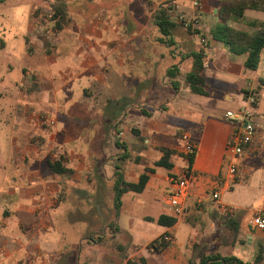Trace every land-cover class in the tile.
<instances>
[{
  "label": "crops",
  "instance_id": "1",
  "mask_svg": "<svg viewBox=\"0 0 264 264\" xmlns=\"http://www.w3.org/2000/svg\"><path fill=\"white\" fill-rule=\"evenodd\" d=\"M114 1L56 0L67 15L64 28L49 56H28L33 62L22 82L31 71L36 84L27 86L25 101L8 105L11 134L20 142L2 166L0 264H188L202 252L251 264L259 252L264 264V232L252 225L264 215V52L258 68L247 70L245 56L212 36L224 23L252 33L264 23V5L223 23V7L237 12L251 0H196L200 11L195 0H166L173 5L162 8L175 23L169 46L160 31L151 34L162 8L148 16L142 4L146 20L138 29L125 13L131 7ZM176 12L194 19L195 31L175 22ZM200 51L207 96L186 83ZM249 90L257 96L258 135L231 178L227 143L240 123L227 114L241 110ZM32 109L49 112L55 125L39 127L25 115ZM184 133L197 144L195 179L184 214L163 227L158 219L172 217L168 194L186 168ZM165 152L171 169L154 166ZM55 162L59 172L51 169ZM147 168L154 172L141 193H121ZM215 189L220 201L213 200ZM163 236L171 244L157 252L151 245Z\"/></svg>",
  "mask_w": 264,
  "mask_h": 264
},
{
  "label": "rangeland",
  "instance_id": "2",
  "mask_svg": "<svg viewBox=\"0 0 264 264\" xmlns=\"http://www.w3.org/2000/svg\"><path fill=\"white\" fill-rule=\"evenodd\" d=\"M118 1L123 7H131L126 8L125 13L133 14L135 28L138 29L144 26L146 20L142 12V4H147L148 16L154 15L157 8H168L169 5H173L166 0H115L114 2ZM55 2L56 0H0V195L6 186L2 166L8 165L12 149L19 146L20 142L14 141L15 136L11 134V119L14 113L8 105L15 106L18 100L21 102L26 100L27 86L34 87L36 83L31 71L24 73L25 81L22 82V70L30 68L33 61L29 57L33 56L34 52L43 50L49 56L55 38L60 34L52 17ZM151 34L160 36L159 28L157 32ZM48 113L32 109L25 115L32 118L39 127L49 128L52 126L44 123L45 118L53 119ZM29 138L30 143L37 144L39 140L38 135L31 133ZM150 234H155V238L157 233L152 231ZM76 249V245H73L74 259L77 258ZM258 254L259 252L254 255L252 263Z\"/></svg>",
  "mask_w": 264,
  "mask_h": 264
},
{
  "label": "trees",
  "instance_id": "3",
  "mask_svg": "<svg viewBox=\"0 0 264 264\" xmlns=\"http://www.w3.org/2000/svg\"><path fill=\"white\" fill-rule=\"evenodd\" d=\"M245 5V4H244ZM264 5V0H251L249 4L240 7L241 9L233 11L230 7H223L220 12V18L223 20V23L228 20L231 15L241 16L243 10L249 6V8L259 9ZM53 11V20L56 21V28L62 30L63 25L67 21V15L64 12V8L60 5H54L52 8ZM232 12V13H231ZM155 24L159 28L162 36L168 39L164 41L165 44L172 46L174 43L171 40L172 29L175 25L166 13V10L163 8L159 10L157 17L155 18ZM255 29L252 33H247L243 31H238L234 28L223 25L212 30V36L215 40H218L225 44L232 53L237 55L245 56V68L247 70L255 71L260 63L261 56L264 52V23L256 24ZM194 64L191 72L186 77V83L190 86L191 91L194 94L200 96H207V81L204 76V54L203 51H200L193 55ZM248 91L244 92V95H247ZM169 153L165 152L164 157L154 164L155 167H163L166 169H171L172 165L168 162ZM193 159H191V164ZM60 163L55 162L51 164V169L54 172H59ZM66 172V171H62ZM154 172V168H147L145 172L140 176L139 183L136 185H124L121 188V193L124 191L130 190L136 193H141L148 182V173ZM177 219L169 216H161L158 219V223L163 227H172L176 224ZM168 237V236H166ZM166 237H162L159 240H156L152 243L151 247L157 251L161 252L162 250L170 246V241L166 240ZM262 258L260 255L255 259L253 264H259ZM188 264H251L239 260L235 257H224L221 254H209L205 255L204 252L195 255L189 259Z\"/></svg>",
  "mask_w": 264,
  "mask_h": 264
},
{
  "label": "built area",
  "instance_id": "4",
  "mask_svg": "<svg viewBox=\"0 0 264 264\" xmlns=\"http://www.w3.org/2000/svg\"><path fill=\"white\" fill-rule=\"evenodd\" d=\"M193 6L199 11L202 8L201 4L196 0L193 1ZM175 22L195 30V20L188 18L182 13H175ZM256 104L257 96L255 91L249 90L247 95H244V106L241 110L236 114L232 112L227 114V117L236 118L240 123L227 143V149L232 153V161L229 167V175L231 178L236 176L238 162L243 157L246 147L253 142L258 135V128L253 117ZM44 123L50 126L55 125V121L51 118H45ZM181 140L183 143L182 153L186 162V168L182 179L173 182L172 190L168 194L169 213L176 219L185 212V203L190 194V185L195 179L191 167V159L194 158L197 152V144L188 133H184ZM212 197L213 200L220 201L221 191L215 189L212 192ZM252 225L255 229L264 232V215L260 213L255 215L252 219ZM166 240L171 242L170 237H166Z\"/></svg>",
  "mask_w": 264,
  "mask_h": 264
}]
</instances>
